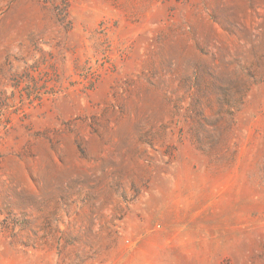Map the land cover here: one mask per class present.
<instances>
[{
	"label": "rangeland",
	"instance_id": "obj_1",
	"mask_svg": "<svg viewBox=\"0 0 264 264\" xmlns=\"http://www.w3.org/2000/svg\"><path fill=\"white\" fill-rule=\"evenodd\" d=\"M0 264H264V0H0Z\"/></svg>",
	"mask_w": 264,
	"mask_h": 264
}]
</instances>
